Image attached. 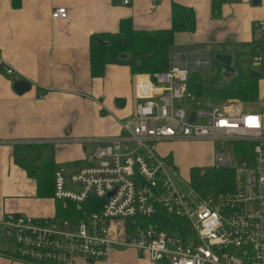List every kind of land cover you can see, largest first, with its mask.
Returning a JSON list of instances; mask_svg holds the SVG:
<instances>
[{
	"label": "built area",
	"instance_id": "2783aa9c",
	"mask_svg": "<svg viewBox=\"0 0 264 264\" xmlns=\"http://www.w3.org/2000/svg\"><path fill=\"white\" fill-rule=\"evenodd\" d=\"M51 17L65 19L66 7L54 8ZM252 29L247 50L251 65L259 66L264 59V19L254 20ZM5 72L15 73L10 67ZM15 78L21 79L19 74ZM135 78L137 102L132 114L120 120L119 133L88 138L94 147L86 164L70 175L54 174L55 199L79 209L94 196L101 207L81 218L8 212L0 226L14 239L15 259L28 264H74L77 259L112 264L114 247H132L157 264H264V112H233L230 107L237 101L215 104L198 96L188 87L185 68ZM178 140L224 142L214 162L196 168L194 175L203 176L210 167L233 168L232 189L197 190L191 171L182 176L172 156L157 148ZM235 141L252 144L250 160L233 152ZM174 178L188 185V192L179 190ZM251 202L256 203L253 210L248 209ZM159 211L183 220L185 226L166 216L141 222L156 218Z\"/></svg>",
	"mask_w": 264,
	"mask_h": 264
},
{
	"label": "crops",
	"instance_id": "0c3cea01",
	"mask_svg": "<svg viewBox=\"0 0 264 264\" xmlns=\"http://www.w3.org/2000/svg\"><path fill=\"white\" fill-rule=\"evenodd\" d=\"M173 1L194 11L195 30L174 34V44L188 51L201 49L202 44L214 49L223 41L249 43L253 21L264 19V0L256 4L254 0H129L127 4L123 0H20L17 7L12 0H0V220L8 212L55 218L56 199L36 195L35 179L14 163V151L24 154L19 149L31 144L37 147L24 148L38 149L40 155L46 148L43 157L54 156L55 171L70 175L86 164L93 150L88 138L119 133L120 120L134 110L137 74L126 65L108 64L102 76L93 77L91 35L116 32L122 18H129L135 29L169 28ZM61 6L66 7L67 17L53 19L52 10ZM6 67L15 73L10 76ZM15 74L31 84L23 94L12 89ZM258 88L264 96V80H258ZM257 105L253 110L263 111V105ZM48 140L57 141L35 143ZM202 141L209 140L158 146ZM159 152L166 154L168 149ZM6 230L2 237L10 236ZM7 241L0 238V264H28L15 259L14 243L9 246ZM110 260L112 264H157L132 247H114ZM74 264L106 263L77 259Z\"/></svg>",
	"mask_w": 264,
	"mask_h": 264
},
{
	"label": "trees",
	"instance_id": "16d2710c",
	"mask_svg": "<svg viewBox=\"0 0 264 264\" xmlns=\"http://www.w3.org/2000/svg\"><path fill=\"white\" fill-rule=\"evenodd\" d=\"M156 1V0H155ZM20 0H12V6L17 7ZM171 25L169 28H159L154 30L135 29L129 18H122L118 24L116 32L94 33L89 40V68L93 77L102 76L106 65L121 64L129 67L133 74L150 73L158 70L168 69L172 65L170 49L174 45V34L180 31L193 32L196 21L194 11L176 2L171 3ZM105 41V43H101ZM251 42L246 43L250 46ZM127 54L128 57L120 59V54ZM250 51L237 49L234 52L233 75L227 80L216 83L218 79L217 71L215 76L203 77L198 71H189L188 87L198 96L207 98L215 104H222L228 101L238 100L244 103L258 102L259 77L251 74L255 71L250 69ZM216 60V59H215ZM220 64L218 60H216ZM260 74V73H259ZM233 152L236 155H244L248 160L252 156V144L250 142L235 141L231 143ZM25 147H37L31 144ZM31 155L18 154L14 151V163L26 171L35 179L36 195L38 197H53L54 174L56 165L54 156L49 155L39 161V150L34 149ZM196 168L190 172L192 185L200 191L218 193L232 189L234 184L233 168H214L207 169L203 176H195ZM62 205L61 200L56 199L55 218H81L89 212L97 211L101 207L102 201L94 196H90L81 208H76L75 204L66 201ZM168 220L181 222L183 220L167 216L161 211L156 218L140 219L142 223L156 222L163 217ZM185 226V224H184ZM162 264H168L163 262Z\"/></svg>",
	"mask_w": 264,
	"mask_h": 264
},
{
	"label": "rangeland",
	"instance_id": "374dc122",
	"mask_svg": "<svg viewBox=\"0 0 264 264\" xmlns=\"http://www.w3.org/2000/svg\"><path fill=\"white\" fill-rule=\"evenodd\" d=\"M253 31V29H252ZM241 46L243 47V50H247L249 48L246 44H232L229 42H219L216 45V48H212L210 45L202 44L201 49H198L196 51H188L185 46H178L174 44L170 49V57L172 59V65L171 67H179V68H185L188 71L196 70L198 71V74L203 77H210L215 76L217 71L220 73L218 74V79L216 83H221L225 80H227L229 77L233 75V72L231 70H226L225 72H222L221 66L218 62H216V56L227 54V55H234L235 50L241 49ZM170 67V68H171ZM250 69L260 73V79L264 80V59L262 61V64L259 66H250ZM151 75L150 73H146ZM12 76L13 74H9ZM262 87V86H261ZM264 95V94H263ZM258 102L254 103H244L240 100H238L239 104H233V107H230L233 112H237L238 110L242 109H257L259 105H263L264 97L258 95ZM264 112V105L262 107ZM230 110V111H231ZM225 143L220 141H202L198 143H181L176 144L173 142L167 143L166 145L158 146V150L160 151L168 149V154L172 156V158L175 160V162L179 165L180 171L182 169V176L187 177L189 172L192 168H199L202 166L212 164L214 162V155L215 151L220 149L221 151L224 150ZM25 147V146H24ZM24 147L20 148L19 151L21 153H24L25 155H31L30 152L25 149ZM223 148V149H222ZM28 152V154H27ZM48 153V150L46 148L42 149L40 151V157L38 160H40L43 156H45ZM243 161L241 160V157H237V164L242 165ZM174 182L176 183L179 190L183 192H188L189 186L186 185L184 182H182L179 179L174 178ZM256 207V203L251 202L248 204V209L253 210ZM3 236V228L0 227V238L3 240H8L7 244L9 246H12V242H15L13 240L12 236Z\"/></svg>",
	"mask_w": 264,
	"mask_h": 264
},
{
	"label": "water",
	"instance_id": "95a60500",
	"mask_svg": "<svg viewBox=\"0 0 264 264\" xmlns=\"http://www.w3.org/2000/svg\"><path fill=\"white\" fill-rule=\"evenodd\" d=\"M259 0H254L253 3L256 4L258 3ZM101 43H105V41H101ZM128 55L123 53L119 55L120 59H125L127 58ZM216 60H218L222 66V72H225L226 70H231L233 72L234 70V55H227V54H222V55H217ZM253 77H259L258 72H254L251 74ZM31 87V84L28 80H25L23 78L21 79H15L12 83V89L14 92L17 94H23L24 92L28 91ZM194 118V114H191L190 120L192 121ZM5 235H9V231H5Z\"/></svg>",
	"mask_w": 264,
	"mask_h": 264
}]
</instances>
